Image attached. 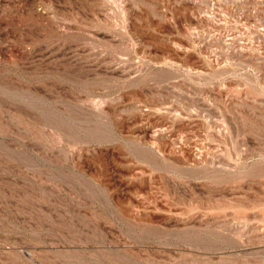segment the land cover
I'll list each match as a JSON object with an SVG mask.
<instances>
[{"label":"rangeland","instance_id":"rangeland-1","mask_svg":"<svg viewBox=\"0 0 264 264\" xmlns=\"http://www.w3.org/2000/svg\"><path fill=\"white\" fill-rule=\"evenodd\" d=\"M0 264H264V0H0Z\"/></svg>","mask_w":264,"mask_h":264}]
</instances>
